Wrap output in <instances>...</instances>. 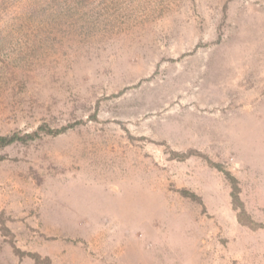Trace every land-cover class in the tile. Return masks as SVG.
Wrapping results in <instances>:
<instances>
[{
    "label": "rangeland",
    "instance_id": "374dc122",
    "mask_svg": "<svg viewBox=\"0 0 264 264\" xmlns=\"http://www.w3.org/2000/svg\"><path fill=\"white\" fill-rule=\"evenodd\" d=\"M43 123L0 149V264H264L205 160L264 224V0H0V136Z\"/></svg>",
    "mask_w": 264,
    "mask_h": 264
},
{
    "label": "trees",
    "instance_id": "16d2710c",
    "mask_svg": "<svg viewBox=\"0 0 264 264\" xmlns=\"http://www.w3.org/2000/svg\"><path fill=\"white\" fill-rule=\"evenodd\" d=\"M94 117V116H93ZM72 125L65 126L61 129H51L48 125L46 124H41L37 127L36 130L30 132V133H21V132H14L9 135H3L0 136V149L5 148L7 146H10L15 143H21V144H26L33 139H36L40 137L41 133H44L45 135H50V136H56L61 133H64L66 129L72 128ZM175 155H180L179 157L181 159H185L188 157L190 154H175ZM204 157V156H202ZM205 158V157H204ZM1 159V157H0ZM207 161L208 165L212 168H214L216 171L220 172L223 174L225 180L227 181L228 185L230 186V198H231V204L234 210L237 211V221L243 225L248 227L251 230H256V229H263L264 230V224L256 223L251 217L247 214V212L244 209V206L241 202L240 199V187L238 180L231 174L230 171L226 170L222 164L220 163H215L210 161L209 159L205 158ZM181 196L185 198H189L192 201H198V203H201L200 198H198L195 194L187 191V190H179L178 191ZM20 253V252H19ZM22 255H26L33 259L35 264H41L42 260L41 257L38 254H33V253H21ZM48 263H50V260L47 259Z\"/></svg>",
    "mask_w": 264,
    "mask_h": 264
}]
</instances>
